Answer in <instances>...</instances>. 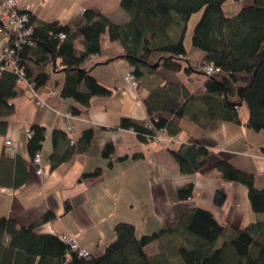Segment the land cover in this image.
<instances>
[{"label":"trees","instance_id":"1","mask_svg":"<svg viewBox=\"0 0 264 264\" xmlns=\"http://www.w3.org/2000/svg\"><path fill=\"white\" fill-rule=\"evenodd\" d=\"M225 1L119 0V7L129 16L128 22L118 24L102 11L86 9L76 27L58 21L36 23L32 13L23 10L32 33L16 45L18 37L10 29L7 40L15 51L18 66L36 92L47 85L52 73H64L61 96L74 101L68 111L73 116L87 113L93 97H112L114 89L101 84L92 75V69L83 65L92 56L102 54L101 35L107 33L110 40L121 42L122 53L104 64L125 59L132 66L130 73L136 81L140 84L148 81L149 93L143 104L149 120L140 123L123 118L115 129L133 130L143 143L155 142L161 130L168 137L176 136L181 131L173 120L176 117H187L201 127L217 120L245 124L264 134V0H251L231 16H226L222 9ZM200 10L203 13L194 27L192 45L204 57L195 68L187 59L183 41L188 20ZM62 33L65 38H60ZM206 64H213L220 72L205 73ZM1 67L4 65L0 63ZM48 67L51 73L46 71ZM36 69L43 71L35 74ZM160 69L187 76L205 75L204 93H191L159 76L148 78L157 75ZM17 80L15 72L0 71V134L6 133L7 119L15 113V100L29 92ZM237 103L248 106L245 121ZM29 129L32 136L28 137L27 152L35 164V155L46 139V129L37 125ZM52 134L53 168L75 154L88 153L94 139L92 129L83 131L73 143L66 132L56 130ZM114 151V145L107 144L101 153L110 159ZM169 152L183 175L199 173L215 156L214 150L191 137L178 147L171 146ZM25 166L19 159L2 157L0 186L18 189L24 185L28 180ZM216 169L225 181L244 185L252 211L264 214V188L258 187L253 173L226 159L219 160ZM100 173L102 169L98 168L83 175L94 177ZM193 189L192 183L187 184L178 191V199L188 200ZM226 199L227 194L217 190L214 205L221 207ZM54 217L48 211L29 226L1 217L0 264H264V220L234 229L220 224L210 209L198 206L178 219L166 220L150 235H138L134 223L119 220L115 224L116 239L97 258L92 254L79 256L61 237L34 230Z\"/></svg>","mask_w":264,"mask_h":264},{"label":"crops","instance_id":"2","mask_svg":"<svg viewBox=\"0 0 264 264\" xmlns=\"http://www.w3.org/2000/svg\"><path fill=\"white\" fill-rule=\"evenodd\" d=\"M19 8L32 13L36 23L58 21L76 27L86 9L102 11L116 23H126L129 16L119 7V0H17ZM113 4V5H112ZM1 12V9H0ZM199 17L188 20L184 35L187 59L193 67L203 61L204 53L192 45L194 27ZM1 27V25H0ZM0 53L8 44L10 30L1 27ZM102 54L86 60L84 67L92 69V75L104 86L114 89L112 97H93L87 113L70 115L74 101L61 96L64 73H52L47 85L34 97L30 92L15 100V113L7 120L5 134H0V160L9 157L25 163L27 182L18 189L0 186V218H12L20 226H29L46 212L52 211L53 220L34 229L38 234L78 235L81 246L92 256L99 257L116 239L115 224L126 220L136 225L138 235L160 229L166 220L178 219L189 209L205 207L214 213L224 226L243 228L250 222L263 221L264 214L252 211L248 190L244 185L227 182L216 169L219 160L226 159L237 168L253 173L259 188H264V134L245 124L217 120L201 127L189 118H173L181 131L168 144L143 143L133 130L115 129L121 119L130 118L147 123L149 118L143 99L149 93L148 81L138 82L137 89L125 81L132 66L125 59L105 63L120 54L123 46L118 40H110L107 33L101 35ZM35 74L43 71L34 70ZM51 73V67L46 68ZM149 79L162 77L164 81L186 88L191 93H204L206 76L160 69ZM37 98L46 103L40 107ZM69 113V114H68ZM37 125L46 129V139L39 154L43 173L27 152L26 129ZM73 132L68 139L77 141L83 131L92 129L94 139L88 153H78L53 168L50 155L53 150V132ZM198 139L215 151L209 164L197 174L183 175L169 152L171 146ZM12 140L16 151L6 153L5 141ZM107 144L115 151L110 159L102 156ZM111 165H109L110 163ZM102 169L99 176L84 177ZM194 185L193 195L181 201L177 193L187 184ZM217 190L227 194L221 207L214 205ZM69 206V207H68Z\"/></svg>","mask_w":264,"mask_h":264},{"label":"built area","instance_id":"3","mask_svg":"<svg viewBox=\"0 0 264 264\" xmlns=\"http://www.w3.org/2000/svg\"><path fill=\"white\" fill-rule=\"evenodd\" d=\"M0 22L3 23L4 27L7 25L10 29H12L18 39H16V45H19L21 42L23 43L25 41V38H27L32 33V27H28V15L26 12L23 11L22 8H19V2L17 0H0ZM2 28L0 27V31ZM60 38H65V34L62 33L60 35ZM0 63L4 65V67L0 68V71L2 70H9L11 72H15L18 75V80L16 81L21 87H23L26 91L31 92V94L36 97L38 95V92L34 90L32 82H30L27 79L25 71L20 68L17 64V61L15 59V51L7 44V46L3 49V51L0 53ZM204 72L207 74L217 73L220 72V68L215 67L213 64H206L204 66ZM126 79V82L132 86L136 87L138 86V82L136 81L135 77L131 75V73H127L126 76H124ZM37 104L40 107H44V102L38 98ZM73 132V128L68 127L66 130V133L69 135ZM32 131L30 129H27L26 134L27 138H31ZM167 139L166 131L161 130L157 132L154 141H165ZM71 143H73L75 140L70 139ZM4 150L6 153L14 154L16 151L15 144L12 140H6ZM34 162L36 165H38V171L37 173L41 174L43 173L42 168V157L41 155L37 154L35 155ZM77 238V237H76ZM74 236H62V239L67 242L71 250L77 251L79 256L82 257H88L91 256L90 251L83 248L78 242V239H76Z\"/></svg>","mask_w":264,"mask_h":264},{"label":"rangeland","instance_id":"4","mask_svg":"<svg viewBox=\"0 0 264 264\" xmlns=\"http://www.w3.org/2000/svg\"><path fill=\"white\" fill-rule=\"evenodd\" d=\"M114 1L115 0H112L111 2H113V4H114ZM250 2H251V0H226L225 2H224V4H223V6H222V9H223V11H224V13H225V15L226 16H231V15H234L235 13H237L240 9H241V7H244V6H246V5H248V4H250ZM112 4V5H113ZM123 11V10H122ZM202 13H203V10H200V11H198V12H196V13H194L192 16L193 17H199V19H198V21L200 20V18H201V16H202ZM191 16V17H192ZM198 21H197V23H198ZM196 23V24H197ZM4 27V26H3ZM5 28H8L9 30H10V28L7 26V25H5ZM129 73V72H128ZM126 76V75H125ZM125 81H126V79H125ZM131 88H132V86H131ZM133 89L135 90V89H137L136 87H133ZM37 101H38V98H37ZM44 102V101H43ZM44 104H45V106H46V103L44 102ZM241 109V112H240V115H241V118H242V120L243 121H245L247 118H248V113H249V110H248V106L246 105V104H243L241 107H240ZM69 114V113H68ZM71 115V114H70ZM29 129V128H28ZM26 131H27V129H26ZM170 142H172V139H170V137H168L167 136V139L165 140V141H159V142H154V143H160V144H168V143H170ZM156 230H158V229H156ZM156 230H153V231H149L148 233H145V234H149L150 235V233H152V232H154V231H156ZM63 236H68V237H70V236H74L75 238L77 237V238H79L78 237V235H73V234H68V235H63ZM62 238V237H61ZM76 238V239H77ZM78 242H79V239H78ZM80 244V243H79ZM83 248H85L86 249V247H83ZM88 250V249H87ZM89 251V250H88Z\"/></svg>","mask_w":264,"mask_h":264},{"label":"water","instance_id":"5","mask_svg":"<svg viewBox=\"0 0 264 264\" xmlns=\"http://www.w3.org/2000/svg\"><path fill=\"white\" fill-rule=\"evenodd\" d=\"M1 27L4 26L3 23L0 22ZM158 65H154V67H157ZM230 105H234V103H229ZM239 106H242V103H237Z\"/></svg>","mask_w":264,"mask_h":264}]
</instances>
